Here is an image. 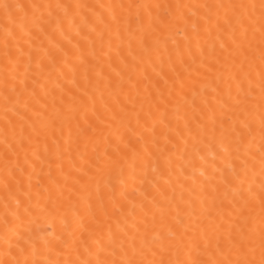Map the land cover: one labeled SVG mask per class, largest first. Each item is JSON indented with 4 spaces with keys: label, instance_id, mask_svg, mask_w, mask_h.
<instances>
[{
    "label": "snow or ice",
    "instance_id": "obj_1",
    "mask_svg": "<svg viewBox=\"0 0 264 264\" xmlns=\"http://www.w3.org/2000/svg\"><path fill=\"white\" fill-rule=\"evenodd\" d=\"M0 264H264V0H0Z\"/></svg>",
    "mask_w": 264,
    "mask_h": 264
}]
</instances>
